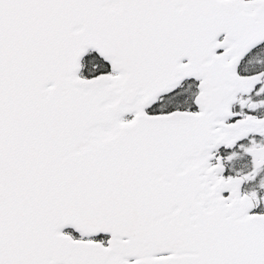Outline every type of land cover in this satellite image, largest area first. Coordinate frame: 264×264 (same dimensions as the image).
<instances>
[{"label":"snow or ice","instance_id":"snow-or-ice-1","mask_svg":"<svg viewBox=\"0 0 264 264\" xmlns=\"http://www.w3.org/2000/svg\"><path fill=\"white\" fill-rule=\"evenodd\" d=\"M0 264H264V0H0Z\"/></svg>","mask_w":264,"mask_h":264}]
</instances>
